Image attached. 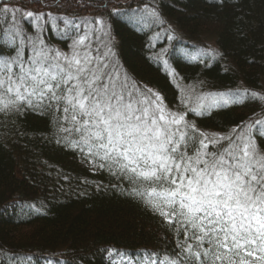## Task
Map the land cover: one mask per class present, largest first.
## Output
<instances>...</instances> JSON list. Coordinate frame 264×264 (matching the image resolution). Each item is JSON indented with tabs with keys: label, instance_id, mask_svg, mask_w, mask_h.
<instances>
[{
	"label": "trees",
	"instance_id": "16d2710c",
	"mask_svg": "<svg viewBox=\"0 0 264 264\" xmlns=\"http://www.w3.org/2000/svg\"><path fill=\"white\" fill-rule=\"evenodd\" d=\"M4 6L19 9L14 19ZM15 29L64 51L88 31L93 49L111 48L119 70L174 112L191 103L175 78L207 98L234 95L228 106L192 115L195 130L227 135L251 123L264 151L254 123L264 120V102L250 95L264 96V0H0L1 58L16 55L5 35ZM190 51L209 57L189 60ZM32 54L26 43L24 58ZM59 116L47 108L0 111V264L174 257L183 236L131 194L135 186L116 168H95L71 145Z\"/></svg>",
	"mask_w": 264,
	"mask_h": 264
},
{
	"label": "snow or ice",
	"instance_id": "6c2138e0",
	"mask_svg": "<svg viewBox=\"0 0 264 264\" xmlns=\"http://www.w3.org/2000/svg\"><path fill=\"white\" fill-rule=\"evenodd\" d=\"M18 10L2 8L13 19ZM5 35L16 55L0 59V111L58 112L61 131L80 137L74 146L86 145L110 170L116 166L135 186L131 194L183 236L179 252L159 264H264V151L253 124L211 138L197 133L183 114L167 110L158 94L122 73L111 48L93 49L88 31L74 41L71 55L46 49L19 29ZM26 43L33 52L27 59ZM254 123L264 127V120ZM155 257L144 253V264H157Z\"/></svg>",
	"mask_w": 264,
	"mask_h": 264
},
{
	"label": "rangeland",
	"instance_id": "374dc122",
	"mask_svg": "<svg viewBox=\"0 0 264 264\" xmlns=\"http://www.w3.org/2000/svg\"><path fill=\"white\" fill-rule=\"evenodd\" d=\"M136 23L138 26H142L145 27L147 25V20L145 18H143V16H139L138 18H135ZM76 27V26H75ZM102 33H104L102 31ZM40 44V40L37 41ZM46 49H52V50H56V51H60L61 53L67 54V55H71L72 50H73V46L70 50L68 51H64L61 48L55 47V48H49L47 46H43ZM107 49H105L104 51H106ZM54 54V53H53ZM184 55L189 59V60H201V59H207L209 57V53L205 52V51H195V52H185ZM15 56V55H14ZM12 56V57H14ZM0 59H8V58H1ZM111 59L112 55H111ZM113 62L116 64V61L113 60ZM177 87L180 90V93L182 95L183 98V103L187 104L189 99L191 100L190 106L188 107V110L185 112H174L169 110L170 112L173 113H177V114H183L184 116V121L185 123H187L189 126H194V121L190 120L192 118V115H203V114H207L209 111L213 110V109H218L221 107H225L230 105L231 103H233L235 96L234 95H227V94H222V95H217V96H213L210 98H207L205 96H201L199 95L197 92H195L194 89L191 88L190 85H186L184 83H181L177 80V78L174 79ZM141 87V86H140ZM142 89H145L143 87H141ZM146 90V89H145ZM199 104H203V108L198 109V111H193V109H196L197 106ZM165 106V108L167 109L166 105L163 104ZM188 105V104H187ZM168 110V109H167ZM191 117V118H190ZM68 127H70V125H68ZM258 129V128H257ZM256 129V130H257ZM260 131L264 130V127H262L260 125ZM189 131H191V127L189 128ZM205 133L206 135H208L210 138L212 137V132H202ZM80 139L78 134L72 133L67 135V141L71 143V145H75V142L78 141ZM76 149H78L85 157H87L90 161V163L95 167V168H106L109 167L108 166V162L106 161H102L100 160L98 157H94V156H89L88 155V149L86 145L81 144L79 147L78 146H74ZM81 147H83V151H81ZM101 164H104V167H100ZM114 168H116V166H112ZM114 255V254H112ZM115 258L117 259L116 261L119 262L120 264H128L129 258H134L133 260V264H144V254L140 255V256H124V255H117V257L115 256ZM157 264H159L160 260L162 259H157Z\"/></svg>",
	"mask_w": 264,
	"mask_h": 264
}]
</instances>
